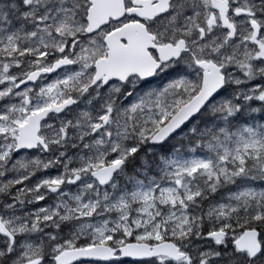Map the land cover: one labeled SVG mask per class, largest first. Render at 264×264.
Listing matches in <instances>:
<instances>
[{
	"label": "snow or ice",
	"instance_id": "obj_1",
	"mask_svg": "<svg viewBox=\"0 0 264 264\" xmlns=\"http://www.w3.org/2000/svg\"><path fill=\"white\" fill-rule=\"evenodd\" d=\"M0 264H264V0H0Z\"/></svg>",
	"mask_w": 264,
	"mask_h": 264
}]
</instances>
